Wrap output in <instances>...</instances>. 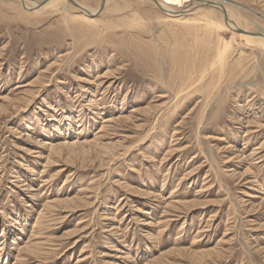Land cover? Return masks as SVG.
<instances>
[{"label": "rangeland", "instance_id": "obj_1", "mask_svg": "<svg viewBox=\"0 0 264 264\" xmlns=\"http://www.w3.org/2000/svg\"><path fill=\"white\" fill-rule=\"evenodd\" d=\"M74 1L104 10L0 0V264H264V49L219 11ZM215 1L264 31V0ZM187 68L215 84L180 102Z\"/></svg>", "mask_w": 264, "mask_h": 264}, {"label": "bare ground", "instance_id": "obj_2", "mask_svg": "<svg viewBox=\"0 0 264 264\" xmlns=\"http://www.w3.org/2000/svg\"><path fill=\"white\" fill-rule=\"evenodd\" d=\"M55 1H57V0H50V1L46 2V3H44L45 0H43L42 2L41 1H36V0H21L23 8L26 11H39L41 9H46V8L52 6ZM64 1H68V0H64ZM72 1L76 4V6L74 4L73 5L76 8H78L79 10H81L84 13L83 15H85L88 19H91L92 21L97 19L96 17H98L102 13V11L104 10L102 8L103 10L100 9V10L92 11V10H89L88 8H86L84 5H81V3H78V2H76L74 0H72ZM102 1H103L102 2L103 3L102 6L105 7L106 4L110 0H102ZM127 1H132V0H127ZM152 1L160 8L161 11H163L164 13H166V14H168L170 16L176 17V18H179V17L183 16L184 14L190 13V12H192L190 15H195L196 13L197 14H202L201 12L199 13V10L201 8H205V11L208 12L206 14H208V15H212L213 13H215V11H219V12L224 14L225 21H226L225 26L228 29H231V30L235 31L237 34H241L248 41L256 43L257 47H259L261 49H264V31H262V29H259L260 32L259 33H255V32H248L246 30L241 29L233 21V19L231 18L230 14L228 12V9H226L221 2H218V1H215V0H200L201 3L197 4L196 0H164L165 2H163V0H152ZM208 15H205V17H200V18H198L196 16H194V17L191 16V19H189L187 21L184 20L183 21V25L187 29L185 31L184 35H187L188 32L191 33L194 36H197L196 32H200V31H204V32L205 31H209V32H211V28L209 26H207L208 23L211 24V22H208L207 24L203 25L202 21H201V20H203V21L205 20V22H206V20H208L211 17V16H208ZM80 22H82L81 19H80ZM214 23L215 22L212 21V24H214ZM92 24H95V22L92 23ZM221 27H222V25H221ZM204 42H205V40H204ZM219 42H222V39L220 40V37H219ZM242 55H243V53L238 52L235 48H234V50H230L229 48L228 49H220L219 48L218 53H217L218 59H217V62H216V66L218 68L220 67V70H221L220 75H219V80H220L219 83L226 82L227 81V80H225L226 76L232 74L234 70L240 69L239 67H241V65L243 64V62H241L242 61L241 60L242 59ZM197 69L203 71L202 67L197 68ZM195 70H196V68H187L186 70L185 69H180V71H183V73H184L181 76V77H183L184 81L180 82L179 88L175 91V92H177V93H175L176 96H177V99L180 102L188 99L190 96H194V95L196 96L197 93L200 94V92L206 91V88H207V90H209L211 88L212 84L213 83L215 84V82L213 80L214 79V72L211 73V74L208 72L209 76H206L207 78L206 77L203 78L202 77V73H201L200 78H198V76H197V78H196L197 80H196L195 77H193V75H194L193 71H195ZM195 92H196V94H194ZM90 102H91L90 105L96 104L97 103V96H92ZM96 114H94V115H96ZM109 121H111V120H107L106 123H109ZM105 129H107V128H105ZM51 145L52 144H50V143H46L45 147L46 146L50 147ZM73 145H75V144H69V143L66 142V144H61L59 146L55 145V147H50V150L52 152H55L56 154H59L66 147H72ZM48 155H50V154L48 153ZM53 155H55V154H53ZM81 191H83V190H80L79 192H81ZM49 203H50L49 201L46 202L45 207L50 208L49 210L54 211L55 209H52L54 207V205L50 206ZM43 214H44V212H43ZM39 215H40V217L44 218L41 213ZM40 217H39L38 221H39V224L41 225L43 220ZM15 245H16V243H15ZM28 247H32V246L30 244H28L24 248H22V250L27 252V251H29ZM37 247H39V246L35 245V246H33V249H35Z\"/></svg>", "mask_w": 264, "mask_h": 264}, {"label": "water", "instance_id": "obj_3", "mask_svg": "<svg viewBox=\"0 0 264 264\" xmlns=\"http://www.w3.org/2000/svg\"><path fill=\"white\" fill-rule=\"evenodd\" d=\"M48 1H50V0H45L44 3L48 2ZM68 1L71 2L72 4H74L76 6V4L72 0H68Z\"/></svg>", "mask_w": 264, "mask_h": 264}]
</instances>
